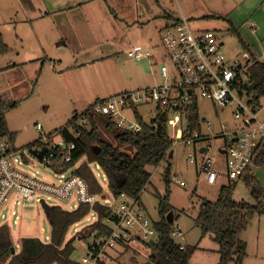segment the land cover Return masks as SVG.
<instances>
[{
	"label": "rangeland",
	"instance_id": "1",
	"mask_svg": "<svg viewBox=\"0 0 264 264\" xmlns=\"http://www.w3.org/2000/svg\"><path fill=\"white\" fill-rule=\"evenodd\" d=\"M46 1L0 0V33L10 48L7 54L0 55V93L7 102L19 101L16 107L6 111L8 129L15 133L13 147L25 157L19 168L40 180L57 183L61 178L57 165H45L21 148L41 134L62 127L74 111L82 112L88 102L117 92L164 83L158 75L161 64H166L169 71L175 74L159 31L166 23L169 24L164 16L165 11H172L168 10L170 7L177 10L178 2L181 6L185 3L182 0H90L80 8L42 15L38 19L37 11L44 9L43 2ZM68 1L60 0L56 4L50 1L47 7H61ZM193 1L186 4L190 12V26L203 30L201 28L205 27L201 23L208 22L210 25L206 28L216 31L219 41L223 43L221 49L229 58L243 50L238 39L229 32L230 28H235L244 39L253 34L258 40L251 45L252 50L256 53L264 51V0H210L208 7L214 10L212 14L205 5ZM258 16L260 20L256 18ZM252 22L257 27H251ZM146 49L151 53L150 58L138 59L127 55L129 50ZM34 59H37L36 65L30 63ZM260 60L264 61V57H260ZM21 62H25V65ZM13 63L16 64L11 65ZM8 65L11 66L6 67ZM246 100L247 97L242 96V101ZM195 103L201 135L220 131L221 124L226 125L225 130H230L236 122L233 118L234 108L221 110L202 98ZM155 106L154 103H140L135 108L145 121H149L155 114ZM257 118L264 122V96L259 99ZM177 120L181 121V128L186 125L183 114L178 119L173 115L168 118V133L174 141L169 202L175 217L174 227H178L184 237L173 239L180 244L197 245L189 264H216L219 259L217 244L210 234L200 236L194 218L200 199L215 200L220 186L228 183L225 157L218 152L223 146V139L213 137L209 141L186 144L178 139ZM106 122V118L99 116L98 133L112 142L115 131L107 129ZM206 122L211 123L213 132L207 131ZM37 124L41 125L40 130L36 129ZM52 138L55 141L61 139L58 133H54ZM202 146L215 160L214 169L219 176L214 184H207L199 163H191L187 158L195 154L198 160V151ZM83 161H86V156H82L74 167ZM88 166L102 185L101 199H108L109 205L116 208L120 201L111 195L101 170L95 163H88ZM164 166L165 161L157 166H146L150 179L141 193L143 206L140 210L150 221L157 220V202L165 192L162 181ZM250 168L264 189V163L251 164ZM71 170L64 169L63 174L67 175ZM174 176L184 184L173 179ZM232 182L235 183L234 200L255 203L242 180ZM17 200L10 195L0 208V217L4 215L0 223L8 225L14 249H19L22 237H36L48 242L50 222L46 210L36 202L25 204L17 203ZM46 202L50 207L72 210L74 200L63 202L51 197ZM12 211L15 215L11 214ZM94 219L95 214L89 212L67 229L65 241L73 238L75 249L72 258L75 260L80 261L86 252V241L78 238V233ZM240 238L246 242V256L242 264H264V214L254 216ZM151 239L155 240L156 235H152ZM148 253V248L143 244L115 243L106 249L101 260L103 264H132L130 259L134 258L144 263Z\"/></svg>",
	"mask_w": 264,
	"mask_h": 264
},
{
	"label": "trees",
	"instance_id": "2",
	"mask_svg": "<svg viewBox=\"0 0 264 264\" xmlns=\"http://www.w3.org/2000/svg\"><path fill=\"white\" fill-rule=\"evenodd\" d=\"M178 20H175L177 22ZM229 32L235 36L243 48L242 39L235 28ZM10 51L0 33V55ZM252 57V56H251ZM254 59V57H252ZM242 88L247 96L251 97L250 103L259 104V99L264 96V61L255 60L248 68L246 79ZM18 100L7 102L0 93V140L9 142L13 150L14 132H10L6 122V111L16 107ZM92 103L82 112H73L66 123L57 130L48 133L51 139L54 133L60 134L66 142H74L75 149L72 151V159L62 164L63 171L72 168L71 174L80 176L88 185L90 193L100 195L103 192L102 185L88 166L95 163L101 170L107 182L111 195L116 198L121 194L134 198L140 205L141 193L149 182L150 172L147 165L157 166L165 161L162 171V181L165 192L159 197L156 212L157 220L151 221L155 229L156 239L153 244L144 241L148 248L146 262L139 263L131 258L132 264H189V260L197 249V245L175 242L171 235L175 217L169 202V184L171 182V158L174 141L168 133L169 108L155 106V114L149 121H145L135 109V117L141 124L139 131L120 130L114 122L105 115L90 112ZM186 117L188 124L185 132L191 135L200 133V121L195 101L187 108ZM99 116L107 119L105 127L115 131L113 141L102 138L98 133ZM86 118V122L79 123ZM40 136L24 145L21 149H32L45 146ZM128 148L132 150L128 151ZM86 156L78 166L76 162ZM25 160L24 154H22ZM264 163V138L261 139L253 156L251 164ZM250 164V165H251ZM250 165L237 178L242 180L254 198L255 203L236 201L233 199L235 183L228 180L218 190L215 200L202 197L194 218L195 224L200 229V236L210 234L217 244L219 259L216 264H242L246 256V242L240 238L241 232L249 225L256 215L264 214V189L258 183L252 173ZM89 212L96 215V219L84 227L78 238L86 239L92 233L110 234V227L104 223V219L112 215V207L101 202L80 203L72 210H65L59 206H51L46 210L50 222V237L48 242H43L36 237L20 238L19 249L11 253L13 243L11 241L9 227L0 224V264H82L81 261L72 258L74 252L73 238L65 241L67 229L72 224L85 217ZM172 213V221H167V214ZM128 245V244H124ZM103 264V261H98Z\"/></svg>",
	"mask_w": 264,
	"mask_h": 264
},
{
	"label": "built area",
	"instance_id": "3",
	"mask_svg": "<svg viewBox=\"0 0 264 264\" xmlns=\"http://www.w3.org/2000/svg\"><path fill=\"white\" fill-rule=\"evenodd\" d=\"M159 35L176 75L169 71L166 64H161L158 75L164 83L98 99L92 103L90 112L108 116L120 130L136 132L141 129L134 114L136 105L154 103L156 106L168 107L169 116L173 115L177 119L182 114L185 116L184 128H181L180 120L176 122L178 139L182 142L191 144L213 137L223 139L226 177L230 181L237 179L251 164L257 147L264 138V122L257 118L259 104L250 103L251 97L242 88L249 66L258 59H253L247 50L229 58L222 51V44L214 30H195L185 17L163 26ZM127 55L139 59L149 58L151 53L147 49L129 50ZM242 96L247 97L246 102L242 101ZM198 98L208 100L221 110L234 108L233 118L236 124L230 130H225L226 125L221 124L220 131L212 135H201L198 132L188 135L185 132L188 124L186 110ZM81 122H86V118L81 119L79 123ZM206 128L209 132L214 131L210 122H206ZM36 129L40 130L41 125L37 124ZM40 138L47 143L42 146L46 147V152L39 159L43 164L57 165L58 169H62V164L71 161L74 142H66L63 138L55 141L53 138L49 139L47 134H41ZM22 154L13 150L8 141L0 140V208L6 204L10 195L18 199L17 203L25 204L36 202L41 205L42 199L47 204V198L54 197L63 202L74 200L73 209L80 203L92 205L101 202L110 206L108 199H101L103 194L90 193L87 183L71 172L64 175L63 171L58 170L61 178L57 183H52L22 171L18 166L24 162ZM198 157L197 160L195 154H190L187 158L191 163H199L207 184H214L219 176L214 169L215 160L207 154L206 148L198 151ZM173 179L184 184L177 176ZM117 198L119 205L112 207V215L104 219V223L110 227V234L97 232L89 235L85 243V255L80 259L82 264H98L106 249L115 243L141 244L149 241L155 234L152 222L145 217L134 198L125 194L115 199ZM11 214L15 215L14 211ZM2 218L4 215H1L0 220ZM17 218L16 216V220ZM171 235L183 239V233L178 227L172 230ZM180 248H183V244H180Z\"/></svg>",
	"mask_w": 264,
	"mask_h": 264
},
{
	"label": "crops",
	"instance_id": "4",
	"mask_svg": "<svg viewBox=\"0 0 264 264\" xmlns=\"http://www.w3.org/2000/svg\"><path fill=\"white\" fill-rule=\"evenodd\" d=\"M52 2L53 4H56L58 1H60V0H47L46 2H43V6H42V8L44 7V9L43 10H41V8H39L38 9V11H37V14L36 15H38V16H36L38 19H39V17H41L42 15L43 16H46V15H52L53 13H55V12H59V11H63V10H66V9H71V8H80V6L82 5V4H84V3H87L88 1H90V0H69L66 4H64V6H61V7H55V6H48L47 7V3L48 2ZM178 1V0H177ZM183 1V3H185V5H183V6H181L180 4H179V2H178V9L176 10V8H168V10H172V11H165V14H164V16H165V18L169 21L168 23H171V22H173V21H175V20H179V19H181V17H185L188 21H189V15H190V12L188 11L189 9H187L186 8V4L190 1V0H182ZM192 2H194L193 0H191ZM199 3L200 4H202V5H205L208 9H209V13L210 14H212L213 12L212 11H214V10H211L210 9V7H208L209 6V4H210V0H197V4L199 5ZM204 6V7H205ZM205 7V8H206ZM256 18H258V20H260V17L258 16V17H256ZM80 22V21H79ZM165 25H167V23L165 24ZM201 25L203 26V27H205V28H201V29H203V30H205V29H209V28H206L208 25H210L208 22H204V23H201ZM78 26H79V23H78ZM251 27H257L256 26V24L254 23V22H252V24H251ZM211 30H213V29H211ZM215 31V30H214ZM216 32V31H215ZM240 35V37H241V39H242V43H243V45L246 47V49L245 48H243V50H247L248 52H249V54L252 56V57H254V58H256V59H258V60H260V57H264V51H260V52H258V53H256V52H254V50H252V47H251V45L252 44H254L258 39L257 38H254V35L253 34H250L249 36H248V38H246V36H245V39L242 37V35L241 34H239ZM256 39V40H255ZM254 42V43H253ZM222 43V42H221ZM223 44V43H222ZM257 56V57H256ZM151 57V56H150ZM149 57V58H150ZM43 58H45V57H43ZM143 59V58H142ZM146 59V58H145ZM262 61V60H261ZM21 63H25V62H21ZM30 63L31 64H35L36 65V63H37V59H34V60H30ZM16 63H13V64H11V65H15ZM11 65H8V66H6V67H10ZM25 65V64H24ZM147 87H151V86H143L142 88H139V89H143V88H147ZM136 90H138V89H136ZM129 91H131V90H129ZM117 93H119V92H117ZM116 94V93H115ZM111 95H113V94H111ZM110 96V95H109ZM107 97V96H106ZM104 98V97H103ZM97 99V98H96ZM101 99V98H100ZM98 100V99H97ZM95 101V100H94ZM91 103H93V101L92 102H88V104L86 105V107L88 106V105H90ZM236 124V122L234 123V125ZM233 125V126H234ZM202 140H204V139H202ZM199 141V140H198ZM207 141H209V140H207ZM195 143V142H194ZM223 146H224V141H223ZM223 146H221L219 149H218V152H219V154H222L224 157H225V155H224V150H223ZM202 147H204V146H202ZM202 147H200V149L202 148ZM206 147H204V149H205ZM200 149H199V151H200ZM207 149V148H206ZM201 152V151H200ZM203 177V176H202ZM218 178V177H217ZM204 179V178H203ZM217 181V180H216ZM215 181V182H216ZM206 182V181H205ZM141 204H142V202H141ZM183 237H184V235H183Z\"/></svg>",
	"mask_w": 264,
	"mask_h": 264
},
{
	"label": "water",
	"instance_id": "5",
	"mask_svg": "<svg viewBox=\"0 0 264 264\" xmlns=\"http://www.w3.org/2000/svg\"><path fill=\"white\" fill-rule=\"evenodd\" d=\"M222 44V43H221ZM204 150V147H202L201 149H200V151H203ZM30 154H32L33 156H35L36 158H38V159H40L41 158V156L46 152V147H42L41 149H38V148H32V149H28L27 150ZM169 155H172V151H170L169 152ZM41 206L43 207V209H45V210H47L50 206H48L45 202H44V200L42 199L41 200ZM167 221H172V213L171 212H169L168 214H167ZM149 243L150 244H153L154 243V240L153 239H150L149 240ZM14 252H15V249H14V247H11V253L12 254H14Z\"/></svg>",
	"mask_w": 264,
	"mask_h": 264
}]
</instances>
